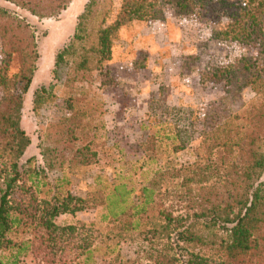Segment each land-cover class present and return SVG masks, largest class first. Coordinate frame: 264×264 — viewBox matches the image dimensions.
<instances>
[{
  "label": "rangeland",
  "instance_id": "obj_1",
  "mask_svg": "<svg viewBox=\"0 0 264 264\" xmlns=\"http://www.w3.org/2000/svg\"><path fill=\"white\" fill-rule=\"evenodd\" d=\"M242 2L207 0L191 15H177L167 6L162 20H132L121 26L110 36V52L103 53L100 33L114 23L123 0H71L57 16L44 18L0 0L12 17L29 25L39 55L20 122L32 140L28 155L41 163L45 157L52 159L49 172L59 180L62 193L87 201L85 209L55 219L58 226L70 228L56 239L38 231L19 234L18 239L30 241L23 264H85V260L87 264H125L150 259L144 236L126 231L114 219H103L104 210L94 204L92 195L102 184L121 182L133 190L132 198L137 201L145 178L150 179L156 168L146 158L151 152L139 147L149 129L160 130L162 135L163 129L166 133L174 126L192 123L187 148L172 152L165 140L157 148L158 168L170 170L159 177L158 188L168 192L163 196L165 205L173 204L181 211L185 205L179 202L185 200L181 193L187 188L177 170L181 165L205 162L204 114L208 104L222 97L228 87L226 80L214 76L215 71L233 70L248 57L264 78L263 43L215 38L230 21V8L224 3ZM63 49L66 52L56 65ZM2 57L0 40V62ZM42 87L47 90L35 103L34 94ZM253 87H244L240 98L224 105L220 113L242 114L259 102L261 93ZM15 90L20 93L22 88ZM218 151L215 148L213 158ZM79 153H95V162L76 163ZM61 160L64 166L55 162ZM6 166L8 161L0 158V170ZM27 195L20 189L15 200L22 203ZM200 251L216 258L212 249Z\"/></svg>",
  "mask_w": 264,
  "mask_h": 264
},
{
  "label": "trees",
  "instance_id": "obj_2",
  "mask_svg": "<svg viewBox=\"0 0 264 264\" xmlns=\"http://www.w3.org/2000/svg\"><path fill=\"white\" fill-rule=\"evenodd\" d=\"M4 1L38 18L57 16L71 2ZM205 1L123 0L114 23L100 33L102 52H110L111 34L132 20H162L167 6L177 15H191ZM224 6L230 8V21L215 33V38L241 44L259 41L264 47V0ZM10 13L0 5V19L5 18L0 21V158L8 161V166L0 170V264H23L22 256L30 241L18 239L19 234L38 231L56 239L70 228L58 226L55 219L85 209L87 201L62 193L59 180L49 172L52 159L45 157L41 163L36 156L28 155L32 140L20 122L24 96L32 85L39 55L29 25ZM65 52L63 49L58 53L56 65ZM241 61L233 70L219 68L214 73L226 80L228 87L222 97L208 104L204 114L201 137L207 150L205 162L181 165L177 170L176 175L183 174L182 186L187 188L181 193L185 198L179 201L185 203L181 211H176L173 204L166 206L163 196L168 192L158 188L159 177L170 170L158 168L157 148L162 140L171 144L172 152L187 148L192 123L188 127L174 126L166 133L163 129L162 135L160 130L149 129L139 147L151 152L146 158L156 168L150 179L145 178L137 201L132 198L133 190L121 182L102 184L92 195L94 204L104 210L103 219H114L126 231L138 232L150 245V259L125 264H264V78L251 58ZM251 85L261 93L259 102L249 105L242 114L220 113L224 105L238 100L241 90ZM19 86L20 93L12 91ZM46 90L42 87L35 92V103ZM234 120L241 123L234 124ZM215 148L219 151L213 158ZM95 155L76 154V163L89 165L95 162ZM55 162L64 166L62 160ZM20 189L28 194L22 203L15 200ZM202 249L214 250L216 258L201 254Z\"/></svg>",
  "mask_w": 264,
  "mask_h": 264
}]
</instances>
